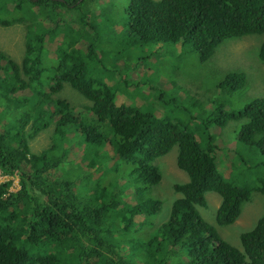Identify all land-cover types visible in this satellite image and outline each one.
Segmentation results:
<instances>
[{
    "label": "trees",
    "instance_id": "1",
    "mask_svg": "<svg viewBox=\"0 0 264 264\" xmlns=\"http://www.w3.org/2000/svg\"><path fill=\"white\" fill-rule=\"evenodd\" d=\"M8 1L14 3L10 10ZM90 1L0 0V25L25 29L20 62L0 51V171H21L17 191L5 195L11 181L0 183V264H264V211L239 234L240 249L199 213L205 195L215 192L220 204L214 222L231 226L253 193L264 196V95L238 111L220 103L190 133L167 119L168 102L164 91L149 83L152 76L148 93L136 86L130 94L126 86L135 80L124 74L135 68L117 67L124 50L162 43L186 46L206 62L223 42L264 35V0H112L122 2L117 11L126 19L111 43L104 38L112 30L104 5L89 9ZM66 12L79 14L87 26L80 30L63 23ZM56 39L61 42L51 61L46 42ZM78 42L85 43V50L75 47ZM258 58L264 64V41ZM140 62L150 69L148 58ZM154 74L157 83L164 80L169 87L166 78ZM245 82L246 75L232 73L217 86L235 91ZM65 85L90 105L75 113L55 96ZM25 91L22 98L17 95ZM121 95L124 103L117 101ZM228 122L231 132L224 129ZM51 123V145L32 152L29 140ZM214 127L224 141L210 135ZM230 139L235 146H226ZM73 147L82 148L89 167L110 165L101 180L84 177L78 187L74 175L80 177L77 169L83 166H62ZM224 147L233 155L231 166ZM173 148L188 180L173 185L179 197L167 219L154 225L162 202L147 191L160 183L161 173L151 163ZM107 175L109 187L104 185ZM120 179L122 189L115 192L110 187L119 186ZM87 182L94 189L90 195ZM129 187L135 189V203L124 200Z\"/></svg>",
    "mask_w": 264,
    "mask_h": 264
},
{
    "label": "rangeland",
    "instance_id": "2",
    "mask_svg": "<svg viewBox=\"0 0 264 264\" xmlns=\"http://www.w3.org/2000/svg\"><path fill=\"white\" fill-rule=\"evenodd\" d=\"M87 4L89 9L104 5L102 11L108 15L106 25L109 26V29H112L104 38L108 39L110 41L109 43L113 42V36L120 33L123 21L126 19L122 11H117V9L122 7V2L92 0ZM5 5L10 10L13 8L14 3L8 1ZM33 10L37 11V8ZM66 13L67 16L64 17L63 23L68 24L70 22L72 23L73 29L79 28L80 30H83L81 26H87L82 19H79V14ZM87 21L90 22V18ZM96 22H99V19ZM62 25L63 27L65 26L64 24ZM103 26L101 23L100 27ZM24 36L25 29L21 25H0V51L4 52L13 61L20 62L25 51ZM263 41L264 35H252L234 41L229 40L223 42L217 46L215 52L206 62H200L198 54L195 51L190 50L186 46L182 48L180 44L178 46L171 43H162L153 46L136 45L127 51L124 50V61H117V67L123 66L126 63V66L135 68L124 74L125 78H133L135 80L134 85L126 86L130 94L137 92L136 86H144L140 89L148 93L150 89L148 88L147 80L152 76V80L149 83H152L151 86H153L155 91L159 93L164 91L163 96L165 101L168 102L170 114L167 119L171 122L178 123L186 128L188 132L193 133L194 126L199 125L200 120L206 119L214 113L216 108L218 110L220 103L228 111H238L251 101L264 95V64L258 58V46ZM57 42L60 44L61 39H56L54 42H46L48 57L51 61L57 58L55 51ZM111 46L113 47V44ZM75 47L85 50V43L78 42ZM151 54L152 56H150ZM129 58H132L131 61ZM141 58H148L150 69L147 70L144 67L143 63L140 62ZM154 72L160 73L161 77L166 78L169 87L167 86V82H163L164 80H160L157 83L158 77ZM232 73H243L246 75L244 87L241 90L235 91L229 89L231 88L230 86L218 88L217 85ZM133 79L131 80V84L133 83ZM166 87L167 89L164 90ZM28 91L19 92L17 95H26ZM55 96L69 102L77 114L83 110V105H90V102L85 100L86 98L69 85H65ZM133 97L140 102L139 94H135ZM117 101L124 103L125 97L121 95ZM152 105L156 106L154 103ZM50 109L54 111L53 106H50ZM160 110L158 108V112ZM232 128V123L228 122L224 129L225 131L231 132ZM197 131L201 130L196 128V133ZM53 132L54 124L51 123L49 128L42 130L31 138L28 142L31 151L37 153L47 149L51 145ZM209 133L210 135H215L217 141L225 140V136L220 131V128H211L209 129ZM225 143H227L226 146L228 147L235 146L233 139L225 141ZM225 149L224 147V158L229 163V159L233 158V155L225 153ZM81 152L82 148L73 147L67 155L63 156V158L66 157V161L62 166L73 168L79 165L83 166V168L77 169L80 177L76 174L74 175L77 185L80 183V180L81 183L85 182L84 177H89L94 182L99 179L101 180L105 175L102 174L105 167L110 165L104 166L103 164L94 168L89 167L87 160L82 159L83 154ZM176 154L177 150L173 148L168 154L154 159L151 163L161 173L160 183L147 191V194L162 202V211L152 218L154 225H160L167 219L173 201L179 197V194L174 192L173 185L188 180L187 174L176 165ZM229 165L231 166L230 163ZM20 172L16 170L13 174L3 175L0 171V183L11 181L5 195L19 189ZM52 173L55 172L52 171ZM59 175V173H55L52 177L56 176L58 178ZM104 182V185H109L108 175ZM121 183H123V180L120 179L119 186L110 188L118 192L122 189ZM78 187L80 186L78 185ZM86 187H88V195H90L94 189L91 188L92 186L88 182L86 183ZM123 194L125 201L130 203L137 201V195L133 187H129L123 191ZM205 200V206L199 208V213L202 218L215 227V230L222 239L240 249L239 234L255 224L258 216L264 211V196L259 193H253L250 201L242 206L240 216L231 226H218L214 222L215 213L220 204V196L215 192H209L205 195ZM142 219L143 217L141 216L136 218V221L139 222ZM121 254L123 255L124 253L121 252Z\"/></svg>",
    "mask_w": 264,
    "mask_h": 264
},
{
    "label": "bare ground",
    "instance_id": "3",
    "mask_svg": "<svg viewBox=\"0 0 264 264\" xmlns=\"http://www.w3.org/2000/svg\"><path fill=\"white\" fill-rule=\"evenodd\" d=\"M179 86V85H178Z\"/></svg>",
    "mask_w": 264,
    "mask_h": 264
}]
</instances>
